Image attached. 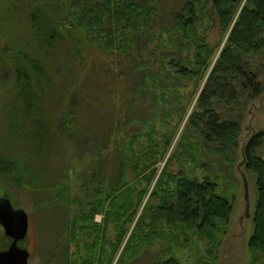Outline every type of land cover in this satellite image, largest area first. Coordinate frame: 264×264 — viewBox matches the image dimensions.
Wrapping results in <instances>:
<instances>
[{"label":"trees","instance_id":"obj_1","mask_svg":"<svg viewBox=\"0 0 264 264\" xmlns=\"http://www.w3.org/2000/svg\"><path fill=\"white\" fill-rule=\"evenodd\" d=\"M10 1L11 11L25 17L27 29L23 43L0 45L2 77L9 72L8 80L0 81V93L8 97L0 115L1 181L33 193L51 189L44 178L48 152L61 146L79 158V150L84 154L89 145L79 129L87 117L78 118V105L71 100L87 98L96 89L95 103L100 98L113 102L118 94L124 101L118 115L110 111L104 126L88 125L95 141L89 137L93 142L81 158L95 159L86 172L99 180L89 200H72L79 213L71 210L64 226V264H129L136 244L162 237L164 227L192 229L215 245L232 214L233 199L219 194L197 168L214 156L232 167L240 155L255 183L247 246L264 261V158L256 154L264 129L249 135L240 148V120L221 115L237 112L243 93L254 99L263 91L249 58L264 50V0ZM206 4L208 13L215 14V42L201 33ZM95 67L103 73L97 75ZM109 84L116 93L106 97ZM144 97L156 115L143 106L141 116ZM46 98L59 104L54 112H45ZM134 119L142 127L113 143L112 134L127 131L129 124H137ZM126 167L132 179L126 178ZM50 194L47 205L58 203L55 196L61 195ZM1 235L8 245L11 239ZM152 264L186 263L171 254Z\"/></svg>","mask_w":264,"mask_h":264},{"label":"rangeland","instance_id":"obj_2","mask_svg":"<svg viewBox=\"0 0 264 264\" xmlns=\"http://www.w3.org/2000/svg\"><path fill=\"white\" fill-rule=\"evenodd\" d=\"M85 1L91 2L94 0ZM158 1L160 2L161 0H157V3ZM162 1L169 3L174 0ZM177 1L180 2V0H175V2ZM10 5H12L10 0H0V18L3 19V29L0 27V45L4 41H10L17 44L23 43L26 40L25 31L27 28L25 26L27 23L25 17L19 11L17 12L19 15L13 13L10 9ZM204 8L205 15H203L202 18L201 33L205 34L208 40L215 42L218 39V29L215 25V14H210L206 10V8H209V4H206ZM221 44H223V41ZM163 46L166 47L165 50H168V52L170 51V53L173 54V51H171L173 48L169 47L167 42H165ZM249 61L252 65V69L257 74L258 80L263 86L261 95L254 99H250L243 93L241 95V101L237 112L231 114L221 113V115L223 114V116H226L227 118H238L240 120L241 134L238 139L240 148L243 144V140L249 135L264 129V50L258 54L252 55L249 58ZM72 64H74V62L70 63V65ZM94 70L97 75L103 73L99 67H95ZM3 71L5 70L0 71L1 77ZM5 75V77L0 79L1 82L8 80L9 72H5ZM85 82L89 83L90 81L87 79ZM107 86L108 87H106L103 92L106 94L105 96L108 97L107 93H110V96H114L116 91L110 87V84ZM95 90L90 92V94H88L89 96L87 95V98L82 97L79 99L74 97L71 100L72 105H78L74 108V110L77 109L76 111L78 114L76 115L78 118L82 117L84 114V117H87L85 121L87 124L84 126L80 122L79 129L84 131V134H82L86 138L85 144H89L87 147L88 149H90L89 146L93 142L89 137H94L91 135L92 130L88 125L99 122L101 126H104L103 124H105V121L107 120L106 116L110 111L114 114L113 116L118 115L119 106L124 104L120 94L115 97L116 100L113 102L107 98H100L95 103L96 100L92 96ZM140 99L141 116L146 112L144 107H147V112H149V114L152 113L156 115L151 100H148V98L146 99L145 97ZM5 101H8V97L5 94L0 93V115L3 114V105L6 104L3 102ZM194 102L195 98L189 105L165 158L175 147L181 130L186 122L187 115L191 111ZM65 104L62 105L63 108L65 107ZM58 106L59 104H57L55 100L46 98V113L54 112ZM122 118L124 117H121V119ZM137 121V124L132 123L128 125L130 126L128 128L129 132L128 130L125 132L122 130L114 132L112 134V142L120 144L122 133H124L123 137H125L131 135L134 131H138L142 125L141 120ZM143 127L146 129V126ZM118 129L120 130L121 126L118 127ZM116 133L117 135H115ZM63 148L61 146L55 148L52 153L48 152L50 155H47V157L44 158L43 164L45 163L47 168H49L48 173L44 174V178L45 181L51 185V189L33 193L32 190L18 189L0 180V195L6 193L13 206L23 208L28 215L27 236L19 243L21 246L26 247L30 252L27 264H64L62 258L64 253V245L62 241L65 235L64 226L71 215V210L77 209L72 200H89V197L92 196L94 191L93 187L97 184V180H99V177L96 180H92L91 176L86 172L88 169V163L95 159L91 160L87 157L84 159L81 158L82 155L88 153V149L84 154L82 153L83 151L79 150V153L82 155L79 158H76L75 153L70 154L69 150L67 153L66 149L64 148V150ZM256 154L264 158V141L257 147ZM205 160H207L208 164L206 167L203 166L197 168V174L201 177L205 174L209 176L211 181L216 184L217 192L219 194L226 196L228 199H233L232 214L226 225L218 233L217 243L213 245L207 235H199L192 229L186 227H164L165 232L162 237H152L149 240L143 239L136 244L135 256L129 264H152L157 258L167 257L171 254L175 255L186 264H252L255 260L257 261L255 264L264 263L262 259L258 258L257 251H253L247 246V239L252 232V215L255 206L254 174L244 169V165L241 162L243 160L241 155L237 156L232 167L224 165L216 156L211 158L208 157ZM109 164H113L114 167L116 166V163H112L111 160L108 161V165ZM189 164L192 165L191 162H189ZM162 165L163 162L158 164V170L161 169ZM173 167L175 169L176 166L174 165ZM242 174L245 178L246 187L244 185ZM125 175L128 179L133 178V173L129 167H126ZM110 181L108 180L105 185L110 187L108 185L110 184ZM54 185H56L55 188L52 187ZM54 192L57 195H61V198L60 196H55V201L59 200V202L47 205V197L51 195L50 193ZM148 194L149 192L144 197L137 215L139 214ZM100 219L101 215L97 214L95 220L100 221ZM131 226L132 225L129 226L126 238L130 232ZM1 234L2 231H0V248L2 249L7 246L8 241L6 238L4 239ZM73 248L74 247L71 245V250Z\"/></svg>","mask_w":264,"mask_h":264},{"label":"water","instance_id":"obj_3","mask_svg":"<svg viewBox=\"0 0 264 264\" xmlns=\"http://www.w3.org/2000/svg\"><path fill=\"white\" fill-rule=\"evenodd\" d=\"M73 214L77 215L78 210L74 209ZM0 225L11 239L6 248L0 249V264H27L30 252L19 243L27 236L28 215L23 208L14 207L6 193L0 195Z\"/></svg>","mask_w":264,"mask_h":264},{"label":"flooded vegetation","instance_id":"obj_4","mask_svg":"<svg viewBox=\"0 0 264 264\" xmlns=\"http://www.w3.org/2000/svg\"><path fill=\"white\" fill-rule=\"evenodd\" d=\"M0 231H2V233H4L3 232V228H2V226L0 225ZM7 237V236H6ZM7 238H9V237H7ZM7 246H5V247H3L2 249H4V248H6Z\"/></svg>","mask_w":264,"mask_h":264}]
</instances>
